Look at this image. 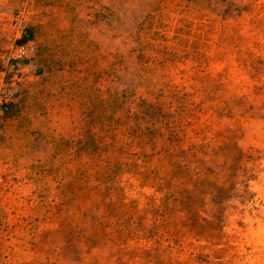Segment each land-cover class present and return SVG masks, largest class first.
Listing matches in <instances>:
<instances>
[{
	"label": "trees",
	"instance_id": "16d2710c",
	"mask_svg": "<svg viewBox=\"0 0 264 264\" xmlns=\"http://www.w3.org/2000/svg\"><path fill=\"white\" fill-rule=\"evenodd\" d=\"M123 2L120 52L73 130L57 140L21 122L19 100L0 105L13 264H210L227 218L256 203L264 149L238 141L264 118V0ZM164 8L180 12L165 40Z\"/></svg>",
	"mask_w": 264,
	"mask_h": 264
},
{
	"label": "rangeland",
	"instance_id": "374dc122",
	"mask_svg": "<svg viewBox=\"0 0 264 264\" xmlns=\"http://www.w3.org/2000/svg\"><path fill=\"white\" fill-rule=\"evenodd\" d=\"M131 6L123 0H0V105L19 100L21 122L57 140L58 130H73L96 80L106 87L111 53L120 52ZM179 17L180 12L164 8L157 18L155 29L164 40ZM25 29L32 37L17 44ZM10 130L1 135L0 150L10 146ZM238 143L264 149V118L244 123ZM7 174L0 161V176ZM253 188L256 203L227 218L226 246L210 264H264V173ZM12 255L11 241L0 234V264H13ZM185 259L197 264L187 254Z\"/></svg>",
	"mask_w": 264,
	"mask_h": 264
}]
</instances>
